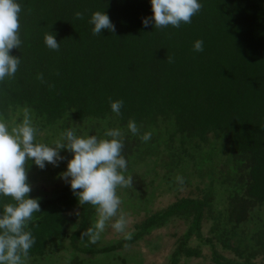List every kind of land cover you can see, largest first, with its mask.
<instances>
[{"label":"trees","instance_id":"obj_1","mask_svg":"<svg viewBox=\"0 0 264 264\" xmlns=\"http://www.w3.org/2000/svg\"><path fill=\"white\" fill-rule=\"evenodd\" d=\"M18 2L21 46L10 54L20 64L0 82V119L14 127L27 110L49 145L66 129L106 138L105 130L119 128L133 184L117 194L124 211L145 213L130 239L106 243L103 232L90 244L81 233L95 223V208L79 206L67 183L36 186L28 195L39 198L41 212L26 229L35 238L26 264H126L121 251L176 222L185 229L168 264L201 257L193 239L208 247L212 264H264V0H200L191 23L159 29L142 24L152 14L149 0ZM97 11L114 32L92 34L88 21ZM50 33L58 51L44 44ZM197 40L202 52L193 50ZM116 100L123 102L119 116L110 109ZM163 181L174 201L152 212ZM11 202L0 198V206ZM130 262L143 263L135 255Z\"/></svg>","mask_w":264,"mask_h":264},{"label":"clouds","instance_id":"obj_2","mask_svg":"<svg viewBox=\"0 0 264 264\" xmlns=\"http://www.w3.org/2000/svg\"><path fill=\"white\" fill-rule=\"evenodd\" d=\"M151 16L142 19L147 27L171 26L191 23L192 17L202 8L200 0H149ZM21 7L18 0H0V82L11 78L17 72L20 57L11 55L12 49H19V15ZM76 18H81L76 13ZM92 34L101 35L102 30L115 31V26L103 11L93 12L89 18ZM44 44L53 51L59 50L53 33L44 36ZM195 52L203 51V41L193 44ZM169 62L171 59L169 58ZM123 102L110 101L111 112L119 116ZM127 129L133 135L138 133L135 121L129 120ZM38 130L25 111L23 120L15 127L0 119V198L8 197L11 203L0 206V264H26L29 250L35 243L31 231L26 230L34 213H40L39 198H31V185L27 182L25 163L31 161L43 170L47 164L58 166L64 160L61 150L70 152L66 169L59 178L67 183L77 197L79 206L89 204L96 210L95 223L81 233L88 243L95 244L106 226L125 238H131L126 232L129 220L121 211V199L117 189L131 188L132 176L126 175L128 162L122 155L123 136L119 128L107 129L104 137L97 135H78L74 129L64 130L51 145L35 142ZM143 142L151 139V133L145 132ZM182 184V177H176ZM80 191H77V190ZM77 215H79L77 213Z\"/></svg>","mask_w":264,"mask_h":264},{"label":"rangeland","instance_id":"obj_3","mask_svg":"<svg viewBox=\"0 0 264 264\" xmlns=\"http://www.w3.org/2000/svg\"><path fill=\"white\" fill-rule=\"evenodd\" d=\"M83 135V134H82ZM45 135H41L40 137L43 138ZM148 162H150V159L148 158ZM25 167H26V171L27 168H29V163L26 162L25 163ZM61 167L58 166H53L51 165V167H49V171L53 172V170H56L57 172H59V170H61ZM66 169V163H65V168ZM40 169H36V172H39ZM148 169H144L141 168L140 172L141 174L143 172H146ZM65 170H62L60 173H62ZM158 172V174L162 173L161 172V167L160 166H156L154 169V172ZM56 173V172H55ZM47 174H49V172L47 171ZM146 180V184L148 185V189H151L153 191H158L157 189V183L156 181L152 184V182L150 181L151 178H147L144 179ZM195 181V180H194ZM61 183H65L63 180H61L60 178L58 180L54 181V184H61ZM161 187L165 188L162 190L161 193H157L154 194L155 200L153 201V204L151 205V211L155 212V211H159L161 209L166 208L171 202L174 201V195L170 190H167L168 188V184L167 182L163 181V183L160 185ZM121 191V189H119ZM189 190H183L181 192L182 195H185ZM120 199H121V194H120ZM121 211L126 215V217L129 220V225L127 227V232L128 231H132L133 225L136 223H139L141 220L144 219L145 217V213L141 212L135 216L131 215V213H128L126 211L123 210V206L121 204L120 206ZM185 229V226L179 222V223H170L167 226L155 231L154 233H152L150 236H148L145 241H141L136 245H132L129 248H127V250H123L121 251V255L124 256V258H126L127 261L126 264H130V258L135 255L137 256V259H141L143 261L142 264H168L169 263V256L172 254L173 250H174V246L173 243L175 241L176 238H178L180 235H182L183 230ZM204 232H206V230H204ZM174 236V237H173ZM123 237V234L120 233H116L114 232L110 226H106L105 230H104V234H103V241L107 243V241L110 240H119ZM68 243V242H66ZM65 243V244H66ZM200 245L201 249H202V256L199 258H194V259H189V261L186 264H212L211 263V259H210V253L208 250L207 246H202L198 241H195L193 239V241L191 242L192 247L198 246ZM64 256V254H62ZM128 255V256H125ZM79 258L83 259V258H87L90 259L92 258L91 255H88L85 253H79ZM108 258H105L104 263L101 264H107L108 262ZM60 262L63 264H67L65 262H63V259L60 258ZM68 262V260L66 261ZM183 264V263H182Z\"/></svg>","mask_w":264,"mask_h":264},{"label":"flooded vegetation","instance_id":"obj_4","mask_svg":"<svg viewBox=\"0 0 264 264\" xmlns=\"http://www.w3.org/2000/svg\"><path fill=\"white\" fill-rule=\"evenodd\" d=\"M17 124H18V122L14 125V127ZM33 126L36 128L35 125H33ZM9 128L11 129L12 127L9 126ZM41 135H45L43 138L46 139V135L47 134L45 132L38 131V134L35 137V142L42 143V139L43 138L40 137ZM61 156H63V155H61ZM26 162L29 163V168H27V170H29V171H26V173H27V182L31 185V188L33 189V191L35 190L36 186H38V187L39 186H42V187L48 186L50 181L51 182H54L55 180H58L59 179V175L58 174L62 170H65L64 169L65 168V163L67 165V161L65 159V161H60L58 163V167H61L62 168L61 170H59V172H57L56 170H53V172H50L48 169H45V168L43 170L40 169L39 172H36L35 170L36 169H39V168H37L34 164H32L31 161H26ZM49 167H51V165ZM47 171L49 172V174H47Z\"/></svg>","mask_w":264,"mask_h":264}]
</instances>
